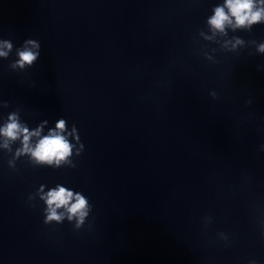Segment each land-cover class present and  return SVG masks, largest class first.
Returning a JSON list of instances; mask_svg holds the SVG:
<instances>
[{
    "label": "water",
    "instance_id": "obj_1",
    "mask_svg": "<svg viewBox=\"0 0 264 264\" xmlns=\"http://www.w3.org/2000/svg\"><path fill=\"white\" fill-rule=\"evenodd\" d=\"M219 3L0 0V123L78 134L59 167L0 147V264H264V23L214 35ZM57 184L82 224L45 221Z\"/></svg>",
    "mask_w": 264,
    "mask_h": 264
},
{
    "label": "clouds",
    "instance_id": "obj_2",
    "mask_svg": "<svg viewBox=\"0 0 264 264\" xmlns=\"http://www.w3.org/2000/svg\"><path fill=\"white\" fill-rule=\"evenodd\" d=\"M210 30L225 34L228 28H250L253 24L264 23V0H222L215 5L212 14L207 18ZM210 38V37H209ZM226 44L228 41L225 42ZM243 43L235 38L232 44ZM39 42L33 39L25 41V45L17 50V60L14 66L23 68L32 65L40 55ZM12 49L8 40H0V57H7ZM258 50L264 52V43L258 45ZM48 121H42L35 128H29L27 123L20 120L17 112H11L3 123H0V147L9 148L13 141L19 140L20 146L16 155H27L36 164L59 167L62 163H70L73 149L76 147L69 137L78 140L75 126L67 130V121L59 118L53 127L45 132ZM83 148L76 149L77 152ZM41 185L40 198L45 204V221H61L65 217L75 219L77 225L82 224L89 212L88 198L80 191H76L64 184H57L44 191ZM58 209L60 211H58Z\"/></svg>",
    "mask_w": 264,
    "mask_h": 264
}]
</instances>
